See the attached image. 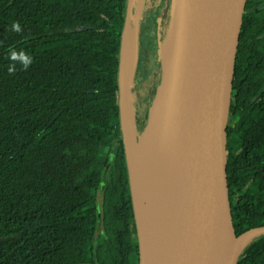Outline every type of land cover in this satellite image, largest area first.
Segmentation results:
<instances>
[{
  "label": "trees",
  "instance_id": "1",
  "mask_svg": "<svg viewBox=\"0 0 264 264\" xmlns=\"http://www.w3.org/2000/svg\"><path fill=\"white\" fill-rule=\"evenodd\" d=\"M157 1L144 3L139 27L132 84L138 131L152 98L143 93L159 35ZM125 7L126 0H0V264H138L117 108ZM259 7L245 2L228 117L227 179L241 229L264 226ZM167 17L164 0L159 29ZM12 50L33 58L26 71L9 59ZM237 264H264V236Z\"/></svg>",
  "mask_w": 264,
  "mask_h": 264
},
{
  "label": "water",
  "instance_id": "2",
  "mask_svg": "<svg viewBox=\"0 0 264 264\" xmlns=\"http://www.w3.org/2000/svg\"><path fill=\"white\" fill-rule=\"evenodd\" d=\"M163 1L158 0L153 11L154 31L159 30L154 63L159 64L160 78L139 135L132 84L143 0H139L137 11L134 0H126L116 75L119 131L123 132L125 108L138 138L156 139L169 150L171 161L165 208L145 227L133 196L126 141L120 137L138 264H237L242 250L264 236V226L241 229L235 223L226 170L231 158L228 117L232 80L246 0H168V17L159 29L157 16ZM133 45L135 63L130 71ZM155 117L156 132L152 133L150 122ZM111 161L112 156L105 169Z\"/></svg>",
  "mask_w": 264,
  "mask_h": 264
},
{
  "label": "bare ground",
  "instance_id": "3",
  "mask_svg": "<svg viewBox=\"0 0 264 264\" xmlns=\"http://www.w3.org/2000/svg\"><path fill=\"white\" fill-rule=\"evenodd\" d=\"M168 45L169 38L167 40ZM127 114V110L123 108V134L125 135V132L128 131L126 133L128 136L126 148L130 158L133 196L138 212L143 215L141 218L144 226L149 227L166 205V193L170 184L169 169L167 167L171 164V161L167 158L169 150L164 146L161 147L153 137L138 138L132 129V121L129 114L128 128L125 124V116ZM155 121L156 117L150 122L154 129L152 133L156 132ZM124 126H126L127 131ZM156 134L159 136L158 133ZM162 168L164 169L163 173Z\"/></svg>",
  "mask_w": 264,
  "mask_h": 264
},
{
  "label": "rangeland",
  "instance_id": "4",
  "mask_svg": "<svg viewBox=\"0 0 264 264\" xmlns=\"http://www.w3.org/2000/svg\"><path fill=\"white\" fill-rule=\"evenodd\" d=\"M138 2H139V0H134V8H135V11H137V7H138V4H139ZM145 2H147V0H143V3H145ZM134 63H135V45H133V47L130 50V64H131V67L129 69L130 71L133 70V64ZM156 67L157 66L154 63V65L151 68V72H150L151 75L147 79L148 81L145 83V86H144L145 92L143 93V95H145L147 93L148 95H152L153 96V94H154V91H155V88H156V82L160 78V67L158 69ZM133 104H135V99H133ZM125 124H126V126L128 128V125H129L128 114L125 116ZM126 126H124V128L127 131ZM127 132H125L124 137H123V132L122 133L120 132V137L121 138H126L125 141H127V138H128V136L126 135ZM138 132L139 131H137V133H136L137 135H139Z\"/></svg>",
  "mask_w": 264,
  "mask_h": 264
},
{
  "label": "clouds",
  "instance_id": "5",
  "mask_svg": "<svg viewBox=\"0 0 264 264\" xmlns=\"http://www.w3.org/2000/svg\"><path fill=\"white\" fill-rule=\"evenodd\" d=\"M11 29L17 33H20L22 31V28H21V25L18 21H14L11 25ZM9 59L13 62L15 61H19L22 66H23V69L26 71L29 66L33 63V58L29 55H27L26 53H24L23 51L21 52H17L15 50H12L10 52V56H9ZM8 70L10 73H14L16 71V68H15V64L12 63L9 65L8 67ZM140 131V130H139ZM113 158V157H112ZM110 159V158H109Z\"/></svg>",
  "mask_w": 264,
  "mask_h": 264
},
{
  "label": "flooded vegetation",
  "instance_id": "6",
  "mask_svg": "<svg viewBox=\"0 0 264 264\" xmlns=\"http://www.w3.org/2000/svg\"><path fill=\"white\" fill-rule=\"evenodd\" d=\"M254 5H260L259 8L264 9V0H254ZM157 65V64H156ZM159 65V64H158Z\"/></svg>",
  "mask_w": 264,
  "mask_h": 264
}]
</instances>
